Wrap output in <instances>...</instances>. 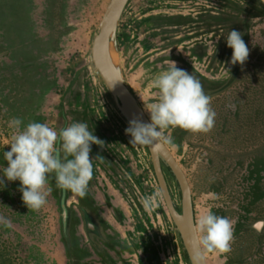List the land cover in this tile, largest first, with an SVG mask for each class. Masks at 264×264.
Segmentation results:
<instances>
[{
	"label": "rangeland",
	"instance_id": "obj_1",
	"mask_svg": "<svg viewBox=\"0 0 264 264\" xmlns=\"http://www.w3.org/2000/svg\"><path fill=\"white\" fill-rule=\"evenodd\" d=\"M110 1L0 0V176L13 117L21 128L85 122L104 142L91 145L90 159H103L92 161L83 198L59 189L52 174L46 205L31 210L20 181L4 179L0 218L10 226L0 222V264H191L149 150L129 144V120L91 55ZM231 30L249 48L244 65L230 62ZM106 55L149 122L153 81L170 60L199 79L212 97L214 127L199 134L169 128L172 143L165 146L188 182L195 227L209 210L234 222L231 251L205 260L264 264V0H129L112 25ZM159 162L182 216L178 180L160 155Z\"/></svg>",
	"mask_w": 264,
	"mask_h": 264
},
{
	"label": "clouds",
	"instance_id": "obj_2",
	"mask_svg": "<svg viewBox=\"0 0 264 264\" xmlns=\"http://www.w3.org/2000/svg\"><path fill=\"white\" fill-rule=\"evenodd\" d=\"M242 33L231 30L226 36L231 48V64L244 65L249 56V48L242 39ZM170 67L154 79L157 100L147 106L150 122L134 116L129 120L125 134L133 146H153L171 144V137L165 135L169 128H180L193 134L208 133L215 123L216 111L212 108V97L208 96L201 82L193 74L178 68L176 62L169 61ZM22 120L13 117L9 127L13 129L9 151H4L7 162L0 176V184L20 181L19 191L22 201L31 210H39L47 203L51 192L49 179L54 174L56 186L71 191L83 198L93 177L94 159H90L91 145L103 146L104 142L89 130L85 122H72L59 130L47 123L29 122L21 128ZM159 196V193H157ZM152 198L146 201L151 207ZM6 226L7 220L0 218ZM234 222L226 216H218L212 211L201 214L196 220V238L199 251L194 261H204L208 253H228L234 241Z\"/></svg>",
	"mask_w": 264,
	"mask_h": 264
},
{
	"label": "water",
	"instance_id": "obj_3",
	"mask_svg": "<svg viewBox=\"0 0 264 264\" xmlns=\"http://www.w3.org/2000/svg\"><path fill=\"white\" fill-rule=\"evenodd\" d=\"M129 0H111L108 4L102 20L99 24V29L96 36L93 39L91 46V55L94 59L96 69L103 79L104 83L108 86L112 93L114 100L122 113L128 120L134 116L140 117L144 122H149L148 118L144 114L142 108L139 106L136 98L126 87L122 79L118 76L115 70L111 67L107 60L106 55V42L112 28V25L120 14ZM152 161V167L162 194L164 203L168 212L174 218L179 230L182 234L186 252L188 254L191 264H207L206 260L202 262L194 261L193 257L199 251L197 243L196 227L193 218V211L189 193V186L184 173L180 166L172 156L171 152L165 146L161 144L159 148L153 146H147ZM159 155L166 161L170 168L175 173L178 180L181 191V210L182 216L176 214L175 208L169 196L168 188L162 173V169L159 162ZM62 217L65 224L66 209L62 201Z\"/></svg>",
	"mask_w": 264,
	"mask_h": 264
},
{
	"label": "snow or ice",
	"instance_id": "obj_4",
	"mask_svg": "<svg viewBox=\"0 0 264 264\" xmlns=\"http://www.w3.org/2000/svg\"><path fill=\"white\" fill-rule=\"evenodd\" d=\"M259 227V226H258Z\"/></svg>",
	"mask_w": 264,
	"mask_h": 264
}]
</instances>
